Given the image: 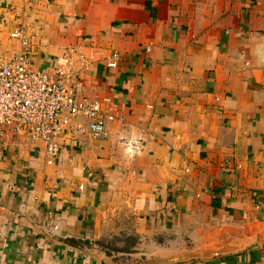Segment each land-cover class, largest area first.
Here are the masks:
<instances>
[{
  "label": "crops",
  "instance_id": "obj_1",
  "mask_svg": "<svg viewBox=\"0 0 264 264\" xmlns=\"http://www.w3.org/2000/svg\"><path fill=\"white\" fill-rule=\"evenodd\" d=\"M32 1L30 58L79 50L113 119L52 165L0 131V264H264V0ZM24 2L0 0V54Z\"/></svg>",
  "mask_w": 264,
  "mask_h": 264
},
{
  "label": "built area",
  "instance_id": "obj_2",
  "mask_svg": "<svg viewBox=\"0 0 264 264\" xmlns=\"http://www.w3.org/2000/svg\"><path fill=\"white\" fill-rule=\"evenodd\" d=\"M24 4L22 9L10 10L14 26L9 37L20 50L12 55L0 54V131L41 143L45 163L52 165L66 139L84 131L100 137L113 115L103 107L102 100L77 95V66L85 62L79 50L64 51L61 61L48 67H40L30 58L33 1L25 0ZM118 58L112 53L107 67L115 68Z\"/></svg>",
  "mask_w": 264,
  "mask_h": 264
},
{
  "label": "trees",
  "instance_id": "obj_3",
  "mask_svg": "<svg viewBox=\"0 0 264 264\" xmlns=\"http://www.w3.org/2000/svg\"><path fill=\"white\" fill-rule=\"evenodd\" d=\"M71 244H78L79 242L76 240H68ZM102 241V240H101ZM98 241L96 242V244H98L99 246L102 245L105 250L107 251H129L130 247L134 246L137 242V237L136 236H128V237H123L121 239H119V241H121L122 243H125V246H116L113 245V247L111 249H108L107 247H109V245H107L104 242ZM106 242V241H105Z\"/></svg>",
  "mask_w": 264,
  "mask_h": 264
},
{
  "label": "rangeland",
  "instance_id": "obj_4",
  "mask_svg": "<svg viewBox=\"0 0 264 264\" xmlns=\"http://www.w3.org/2000/svg\"><path fill=\"white\" fill-rule=\"evenodd\" d=\"M121 238H123V237H117V236H115V237H112L110 239L102 240L101 242H104L107 245H109V247H107L108 249H111L113 247V245H115V244H116V246H125V243H122L121 241H119V239H121ZM100 246L102 248H104L102 245H100Z\"/></svg>",
  "mask_w": 264,
  "mask_h": 264
},
{
  "label": "water",
  "instance_id": "obj_5",
  "mask_svg": "<svg viewBox=\"0 0 264 264\" xmlns=\"http://www.w3.org/2000/svg\"><path fill=\"white\" fill-rule=\"evenodd\" d=\"M210 251H207V252H205L204 254H202V256H207L206 254H208ZM167 261V263H168V261L169 260H165V261H155V263H164V262H166ZM155 263H153V264H155Z\"/></svg>",
  "mask_w": 264,
  "mask_h": 264
}]
</instances>
